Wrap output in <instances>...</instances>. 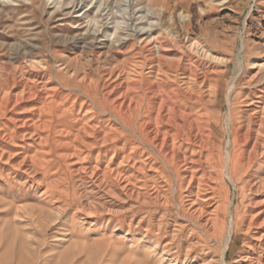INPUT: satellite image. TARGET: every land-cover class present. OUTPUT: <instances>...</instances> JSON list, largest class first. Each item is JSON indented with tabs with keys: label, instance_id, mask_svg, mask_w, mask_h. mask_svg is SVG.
<instances>
[{
	"label": "rangeland",
	"instance_id": "rangeland-1",
	"mask_svg": "<svg viewBox=\"0 0 264 264\" xmlns=\"http://www.w3.org/2000/svg\"><path fill=\"white\" fill-rule=\"evenodd\" d=\"M72 1L0 0V264H244L243 238L223 254L204 223L242 216L234 153L259 136L248 183L264 162V0ZM172 107L192 128L174 161ZM177 170L214 198L198 220Z\"/></svg>",
	"mask_w": 264,
	"mask_h": 264
},
{
	"label": "bare ground",
	"instance_id": "bare-ground-1",
	"mask_svg": "<svg viewBox=\"0 0 264 264\" xmlns=\"http://www.w3.org/2000/svg\"><path fill=\"white\" fill-rule=\"evenodd\" d=\"M76 1H72V7H74ZM187 26V25H186ZM20 67V66H19ZM22 72V71H21ZM117 73V72H116ZM115 73V74H116ZM183 76V75H182ZM113 78V77H112ZM123 78V77H122ZM151 81V80H150ZM200 81V80H199ZM37 82V81H36ZM183 82V81H182ZM181 84V83H180ZM182 87V86H181ZM180 87V88H181ZM205 87V86H204ZM129 88V87H128ZM194 91V90H192ZM11 94V93H10ZM256 96V95H255ZM264 101V99H263ZM258 102V101H257ZM261 102V101H260ZM253 105V104H252ZM261 105V104H260ZM75 106V105H74ZM255 106V105H254ZM264 106V105H263ZM129 108V107H128ZM253 110V109H252ZM251 110V111H252ZM256 110V109H255ZM260 110V109H259ZM154 111V110H153ZM169 117L166 120L167 126L173 127L175 130V134L171 136L170 141L172 148V161L175 159H180V153L179 150H177L176 145L177 143L183 142L188 143L191 140L192 135V128L191 126L188 127L187 119L184 118L182 113H179L175 110L174 107H172L171 110H169ZM250 111V112H251ZM248 113V112H247ZM260 114L263 116L264 119V108L260 110ZM179 117V120L181 121V125L173 124L171 122V119L175 117ZM257 117V116H256ZM99 119V118H98ZM259 119V118H258ZM253 122V120H251ZM105 124V123H104ZM252 126V124H251ZM165 129V128H164ZM163 129V130H164ZM263 130V132H261ZM234 135H233V143H239L243 144V147L249 144V142L252 140V135L255 136V132L251 130H247L244 133H241L240 130H236L233 128ZM146 135L151 137V141L154 142L155 140H160V147L164 148L167 145L168 137L166 134L162 135V138H160L159 133L156 131H147L145 130ZM257 132L264 133V122L262 121L259 123V129ZM88 137H94V133L90 132L89 134H86ZM259 135V134H258ZM262 136V135H261ZM259 137V136H258ZM256 137V138H258ZM263 137V136H262ZM261 137V138H262ZM106 136L102 138L101 143H106ZM254 137L253 145L251 146V150L247 153V165L243 164L244 161V154L245 150L240 151L239 154L234 153L233 160H232V174L233 178L236 182L240 181L242 186L241 188V194L243 195L244 199H246L248 202L244 206V210L242 211V216L238 215L232 223L229 225L231 228V233L228 232L229 227H226V224L219 220V213L221 210V206L217 205L213 209V211L210 213L209 217L205 220L204 230L208 234L209 237L213 238L220 246L221 250L223 251V254L230 249V246L233 247L235 245V242L239 238H243L242 242L244 243V247H247V250L245 251V256L242 258L244 264H264V162L260 165L259 170L253 174L254 180L246 182L242 180V176L247 173V169L249 166L250 160L252 158L253 151L257 150L259 145L257 144V140ZM114 139V138H113ZM263 139V138H262ZM109 140V139H108ZM85 142V141H84ZM199 143V142H198ZM63 144V143H62ZM79 144V143H78ZM204 144V142H203ZM264 144V142H263ZM262 146V145H261ZM236 147V146H235ZM234 147V148H235ZM238 147V146H237ZM236 147V148H237ZM5 148V147H3ZM5 150V149H4ZM200 150V149H199ZM202 150V149H201ZM238 151V150H237ZM258 151V150H257ZM116 153V152H115ZM259 153V152H258ZM119 154V153H118ZM170 154V153H169ZM237 154V155H235ZM107 155V154H106ZM176 155V156H175ZM93 156V155H92ZM121 156V155H120ZM165 156V155H164ZM187 156V155H186ZM119 157V156H118ZM4 156L0 155V159L3 160ZM251 158V159H250ZM11 156L9 155L5 162L8 164L11 163ZM112 161V160H111ZM171 161V162H172ZM183 162V160H181ZM194 161V160H193ZM197 162V161H196ZM178 163H180L178 161ZM102 164V163H101ZM70 165V164H69ZM183 165V164H182ZM206 165L208 166V160H206ZM214 166V165H213ZM15 169L20 170L23 175H25L27 179L25 183L32 182L34 173L32 172L33 167L30 166L28 160L26 158H23L19 163H17L15 166ZM13 167V168H14ZM185 168V167H184ZM208 168V167H207ZM216 168V167H215ZM221 168V167H220ZM187 169V168H186ZM219 169V168H218ZM227 169V168H226ZM86 170V169H85ZM140 170V169H139ZM188 171V170H187ZM205 171V170H204ZM227 171V170H226ZM88 172V171H87ZM210 172V171H209ZM207 173L208 180L213 182L215 181L214 178L211 177V175ZM91 173V172H90ZM178 173V170H177ZM205 173V172H204ZM224 173V172H223ZM250 173V172H249ZM37 174V173H36ZM93 174V173H92ZM180 179L181 184L186 182V190H187V197L189 198L187 201H189L186 205V212L196 220L202 218L205 214L204 207L207 205L208 201H212L214 198L210 197L205 199V195L202 196L203 190L201 189V185L199 184V179H196L194 177V173L191 172L190 176L185 179V177H182L180 173L176 174ZM262 175V176H261ZM184 176V175H183ZM200 176V175H199ZM227 176V175H226ZM251 176V175H250ZM39 177V176H38ZM202 178V177H201ZM205 178V177H204ZM228 178V177H227ZM251 178V177H250ZM22 179V178H21ZM35 179V177H34ZM38 179V178H37ZM95 179V177H94ZM207 179V178H206ZM245 179V178H244ZM81 180H83L81 178ZM108 180V179H106ZM231 180V178H230ZM110 183L114 184L119 188L120 191L125 192L126 194H129L130 198L139 197L140 194L135 192V189L132 187L130 181H127L124 186H121V178L116 175L115 178L112 180L109 179ZM233 181V182H235ZM41 182V181H39ZM216 182V181H215ZM38 183V182H36ZM41 182L40 184H42ZM149 183V182H148ZM214 184V183H213ZM30 186V185H29ZM41 187V186H40ZM139 188V187H138ZM38 189V188H36ZM110 189V188H109ZM216 188H211L212 193L215 192ZM116 191V190H115ZM195 191V194L193 192ZM38 192V191H37ZM30 193V192H29ZM39 193V192H38ZM145 193V192H144ZM115 194V193H113ZM148 194V193H147ZM184 194V193H183ZM215 194V193H214ZM109 196V195H108ZM116 196V195H115ZM201 196V198H199ZM184 197V198H185ZM87 198V197H86ZM91 198V197H90ZM121 198V197H120ZM110 200V199H109ZM186 201V200H185ZM147 202V201H146ZM167 202V200L165 201ZM169 202V201H168ZM162 203V202H161ZM213 203V202H212ZM243 205V204H242ZM52 206V205H51ZM248 206V207H246ZM111 207V206H109ZM185 207V206H184ZM80 210L84 213L88 212L85 206L80 205ZM17 210V209H16ZM21 210V209H20ZM208 210V209H207ZM212 210V209H211ZM228 209L225 207L223 208V212H227ZM210 211V210H209ZM17 212V211H16ZM15 212V213H16ZM79 212V211H78ZM30 213V212H29ZM28 213V214H29ZM98 213V212H97ZM105 213V212H104ZM25 214V212H24ZM27 214V213H26ZM56 214V213H55ZM12 215V214H11ZM145 215V214H144ZM16 216V215H15ZM57 216V215H56ZM80 216V215H79ZM29 217V215H28ZM27 217V218H28ZM30 217H33L30 216ZM16 218V217H15ZM105 218V217H104ZM22 219V218H21ZM24 219V218H23ZM176 219V218H175ZM102 220V219H101ZM17 221V220H16ZM21 222V220L19 219ZM180 221V220H179ZM15 222V221H14ZM30 222V221H29ZM33 222V220H32ZM35 222V220H34ZM25 223V222H24ZM116 223V220L115 222ZM202 224V223H201ZM28 226V225H27ZM182 226V225H181ZM227 228V230H226ZM161 229V228H160ZM173 233V232H172ZM176 234V233H175ZM172 236V235H171ZM190 240V239H189ZM169 242V241H168ZM189 242V241H188ZM193 242V241H192ZM195 242V241H194ZM164 243V242H163ZM180 243V242H179ZM187 243V242H186ZM191 243V242H190ZM199 243V242H198ZM181 245V244H180ZM182 247V245H181ZM184 247V246H183ZM245 249V248H244ZM243 251V250H242ZM240 252L239 254H241ZM242 255V254H241ZM254 255H257V257H253ZM184 257V256H183ZM240 258V257H239ZM223 260V259H222Z\"/></svg>",
	"mask_w": 264,
	"mask_h": 264
}]
</instances>
